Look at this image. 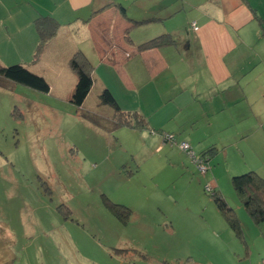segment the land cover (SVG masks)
Instances as JSON below:
<instances>
[{"label":"rangeland","instance_id":"rangeland-1","mask_svg":"<svg viewBox=\"0 0 264 264\" xmlns=\"http://www.w3.org/2000/svg\"><path fill=\"white\" fill-rule=\"evenodd\" d=\"M143 28L129 29L132 44ZM88 51L93 73L100 64ZM53 83L50 93L0 86V264H260L264 224L252 221L231 184L250 167L264 177L263 161H252L245 145L217 144L201 174L177 145L157 149L137 129L97 135L79 117L114 114L97 87L79 110L65 81ZM126 99L123 109L136 112L135 96ZM209 184L234 211L240 236L205 193ZM104 198L128 208V219Z\"/></svg>","mask_w":264,"mask_h":264},{"label":"crops","instance_id":"crops-1","mask_svg":"<svg viewBox=\"0 0 264 264\" xmlns=\"http://www.w3.org/2000/svg\"><path fill=\"white\" fill-rule=\"evenodd\" d=\"M95 10L101 11L90 17ZM42 16L59 28L33 59V22ZM134 21L145 28L128 46L122 35ZM162 33L177 44L137 52ZM88 50L100 64L90 93L107 88L122 110L121 100L134 95L136 112L155 131L137 133L158 142L157 149L166 146L167 133L200 152L206 144L224 150L242 144L264 168V0H0V65L26 66L48 82L49 93L53 81H65L70 100L79 77L72 56L87 57ZM249 169L264 178L257 166Z\"/></svg>","mask_w":264,"mask_h":264},{"label":"trees","instance_id":"trees-1","mask_svg":"<svg viewBox=\"0 0 264 264\" xmlns=\"http://www.w3.org/2000/svg\"><path fill=\"white\" fill-rule=\"evenodd\" d=\"M120 14L125 16V9L117 6ZM101 10H95L90 17H93ZM86 22V21H85ZM131 27L127 28L124 31V41L128 46L132 45V41L129 37V29L141 24L140 22H132ZM190 24L191 30H193L192 25ZM34 28L37 32L38 43L34 52L33 59H36L42 48L45 44L50 41L57 33L59 24L49 16L38 17L33 22ZM195 27H197L195 25ZM198 30V28H197ZM193 32H196L193 30ZM177 44L176 39L167 33H162L156 37L148 39L136 47L137 52L141 53L153 49H161L164 47L175 46ZM72 61L76 68L79 71L78 81L73 89L70 103L77 107L79 110H83L84 101L89 95L91 88L93 86V77L92 69L89 64L88 59L81 51H77L72 56ZM4 83H11L14 85H22L27 88L33 89L41 93H49L50 86L48 82L40 75L31 72L27 69L26 66L22 64H12L9 66L0 65V86H4ZM100 104L109 106L113 109L114 114L110 116L111 118L101 117L94 113L86 112L87 114L80 113L79 117L92 124L97 129L102 132L115 131L122 127H127L137 130H149V122L140 115L139 113L126 112L120 108L116 102L112 93L104 88L98 95ZM101 123H100V122ZM104 123V124H103ZM108 124H111L109 126ZM150 133H154V130H149ZM165 135L170 136V139H165ZM163 142L165 144H174L180 148L181 142L177 143L175 140V135L167 133L163 136ZM187 144V143H186ZM189 146V145H188ZM218 149L215 145L207 147L205 150H201L198 156L194 153V150L189 146V151L192 152L193 158L191 157L194 164H196L198 171L199 164L195 163V160H200V163L205 166H210V156H213V153H216ZM184 152V151H183ZM187 153V152H186ZM188 154V153H187ZM206 167L207 173L208 167ZM210 170V167H209ZM202 174V173H201ZM231 184L235 194L241 201L246 213L252 219L256 225L264 224V178L259 176L254 171H248L247 173L231 177ZM205 193L210 195L212 201L215 203V206L221 216L224 218L227 225L236 232L238 236L241 234V229L239 222L234 214V211L229 207L224 198L220 195L219 188L216 185H206L204 187ZM104 202L109 210L115 215L119 220L125 221L129 216V209L120 205L111 204L107 199L104 198ZM243 241V238H242ZM245 243V240L243 241Z\"/></svg>","mask_w":264,"mask_h":264},{"label":"built area","instance_id":"built-area-1","mask_svg":"<svg viewBox=\"0 0 264 264\" xmlns=\"http://www.w3.org/2000/svg\"><path fill=\"white\" fill-rule=\"evenodd\" d=\"M192 27H193V30H194V31H197V27H195V24H193ZM170 138H171L170 136L165 135V139H170ZM180 149H181L182 151H184V152H187V153L190 155V157L193 158V154H192V152L189 151V146H188V144H186V143H181V144H180ZM195 161H196L195 163H198V164H199V170L201 171V173L204 174L205 171H206V167H205L203 164L200 163V160H199V161H198V160H195Z\"/></svg>","mask_w":264,"mask_h":264}]
</instances>
